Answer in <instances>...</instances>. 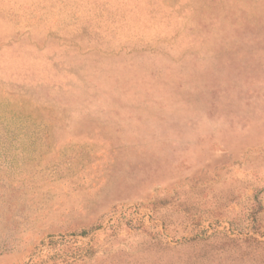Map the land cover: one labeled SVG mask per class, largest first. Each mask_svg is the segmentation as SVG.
Here are the masks:
<instances>
[{
  "label": "rangeland",
  "instance_id": "1",
  "mask_svg": "<svg viewBox=\"0 0 264 264\" xmlns=\"http://www.w3.org/2000/svg\"><path fill=\"white\" fill-rule=\"evenodd\" d=\"M0 264H264V0H0Z\"/></svg>",
  "mask_w": 264,
  "mask_h": 264
}]
</instances>
